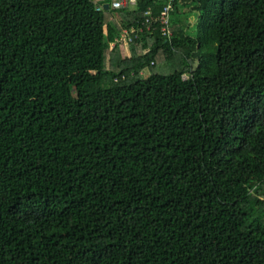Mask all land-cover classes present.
Wrapping results in <instances>:
<instances>
[{"label":"trees","instance_id":"1","mask_svg":"<svg viewBox=\"0 0 264 264\" xmlns=\"http://www.w3.org/2000/svg\"><path fill=\"white\" fill-rule=\"evenodd\" d=\"M112 2L0 0V264H264V0Z\"/></svg>","mask_w":264,"mask_h":264},{"label":"built area","instance_id":"2","mask_svg":"<svg viewBox=\"0 0 264 264\" xmlns=\"http://www.w3.org/2000/svg\"><path fill=\"white\" fill-rule=\"evenodd\" d=\"M92 1L93 3H95V0ZM137 2L138 0H113L112 7L114 9H123V8H128L132 5H136ZM173 4H174V0H168L167 5L164 6L159 17L162 34L163 36H167L168 38H170L173 34L171 30V26H172L171 12L173 10ZM145 15H146V20L143 23H141L139 26L124 29L121 35L117 38L116 43L122 45L123 44L128 45L130 42H133L135 39L139 38L144 32H146V30H150L151 24L153 22L150 17V11H146ZM142 74H145V72L143 71ZM123 80H128V78L124 76ZM116 81L117 82L120 81V78H116Z\"/></svg>","mask_w":264,"mask_h":264},{"label":"rangeland","instance_id":"3","mask_svg":"<svg viewBox=\"0 0 264 264\" xmlns=\"http://www.w3.org/2000/svg\"><path fill=\"white\" fill-rule=\"evenodd\" d=\"M128 54H129V52H128ZM160 57H164V56H160ZM158 63H159L158 68H156L154 70L149 69L148 71H145V76L150 75L151 73H153V71H158V72L164 73V74H172L175 70L174 68L169 70V68L166 67L167 65H164L165 64V58H163V60H159Z\"/></svg>","mask_w":264,"mask_h":264},{"label":"crops","instance_id":"4","mask_svg":"<svg viewBox=\"0 0 264 264\" xmlns=\"http://www.w3.org/2000/svg\"><path fill=\"white\" fill-rule=\"evenodd\" d=\"M97 2H102V1H105V0H96ZM115 44V45H114ZM118 43H116V42H114L113 44H112V47H113V49L116 47V45H117ZM120 50H121V52H122V54L124 55V57L125 56H127L128 55V45H122V44H120ZM160 56H163V54L160 52L159 53V56H158V58H157V62L159 61V60H163V58L164 57H160ZM159 64V63H158ZM145 72V71H144Z\"/></svg>","mask_w":264,"mask_h":264},{"label":"water","instance_id":"5","mask_svg":"<svg viewBox=\"0 0 264 264\" xmlns=\"http://www.w3.org/2000/svg\"><path fill=\"white\" fill-rule=\"evenodd\" d=\"M105 8H106V9H109V8H110V5H109V4H106V5H105Z\"/></svg>","mask_w":264,"mask_h":264}]
</instances>
